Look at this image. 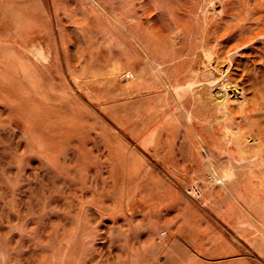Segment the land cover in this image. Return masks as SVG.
Here are the masks:
<instances>
[{"label":"rangeland","instance_id":"rangeland-1","mask_svg":"<svg viewBox=\"0 0 264 264\" xmlns=\"http://www.w3.org/2000/svg\"><path fill=\"white\" fill-rule=\"evenodd\" d=\"M0 264H264V0H0Z\"/></svg>","mask_w":264,"mask_h":264},{"label":"bare ground","instance_id":"bare-ground-1","mask_svg":"<svg viewBox=\"0 0 264 264\" xmlns=\"http://www.w3.org/2000/svg\"><path fill=\"white\" fill-rule=\"evenodd\" d=\"M203 36L205 38L204 34L202 36L200 34L199 38H198V35L196 34L193 35L192 40H194L195 43L198 41L197 44L194 46L189 45V47H191L190 53H188V55H186L185 57L181 58V61H183L185 65L183 66L180 75L176 77L177 79H175L174 82H169L168 84V86L174 92H176L177 95H179L176 99V101H178V107L180 108L182 113L185 114L186 119L190 125H194V122L197 121V118H196L197 115H195L194 111L197 110L198 108H197V103L193 102L194 100H192L193 94H195L196 92V90H194L196 87V85H194L195 83L194 80L196 77H190V75H193V74L189 73V71H192L193 73H195L196 68L200 69V72L204 71L203 73L199 75L200 78H202V79H199L200 81L199 84H203L205 88L210 89V90H213V88L214 89L216 88L215 89L216 91L212 93L216 99H219V102L221 104L220 106L222 108L220 107L218 108V110L221 113L226 112L227 111L226 109L228 108V106L225 105V102L223 99L227 95L228 84H230L231 86L232 85L236 86L235 84H233V76L231 74L232 72L230 73V69H229L234 59L233 53L223 55L225 48L231 47V45H229L227 40L219 37L218 39L223 42L221 46H217L218 44L216 43L217 47L215 46L210 47L206 45V41L203 39ZM194 38H198V39H194ZM220 48L222 50H221L220 55H218L216 54V51ZM212 53H214L215 55L214 58L212 56ZM40 56L42 57V55ZM160 70L163 71V68L160 67ZM228 89H231V88H228ZM224 134H229V131L224 130L222 135Z\"/></svg>","mask_w":264,"mask_h":264}]
</instances>
